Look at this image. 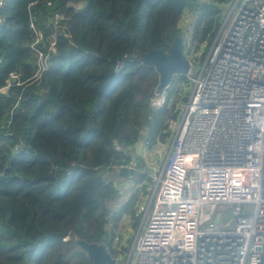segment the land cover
I'll use <instances>...</instances> for the list:
<instances>
[{
  "label": "trees",
  "instance_id": "1",
  "mask_svg": "<svg viewBox=\"0 0 264 264\" xmlns=\"http://www.w3.org/2000/svg\"><path fill=\"white\" fill-rule=\"evenodd\" d=\"M230 1L3 0L0 264H91L75 239L128 257L110 225L108 202L124 180L111 172L134 160L129 178L149 181L134 146L168 145L191 90L185 75H174L165 104L151 109L159 74L141 59L150 50L166 54L182 36L186 60L202 65ZM186 12L195 19L188 33L179 25ZM36 33L42 40L34 45ZM138 197L130 196L121 214L129 215Z\"/></svg>",
  "mask_w": 264,
  "mask_h": 264
},
{
  "label": "built area",
  "instance_id": "2",
  "mask_svg": "<svg viewBox=\"0 0 264 264\" xmlns=\"http://www.w3.org/2000/svg\"><path fill=\"white\" fill-rule=\"evenodd\" d=\"M54 18L55 24L61 19ZM41 40L36 33L34 45ZM49 50L54 52L53 42ZM38 59L43 66L41 51ZM186 76L191 90L171 125L170 145L151 148L158 155L167 149V154L126 264H261L264 0L228 2L200 71L190 65ZM10 86L7 82L4 89ZM165 102L162 90L150 108L160 109ZM142 148L148 157L150 148L146 143ZM134 165L132 160L126 167ZM221 206L231 207L225 221L216 216Z\"/></svg>",
  "mask_w": 264,
  "mask_h": 264
},
{
  "label": "rangeland",
  "instance_id": "3",
  "mask_svg": "<svg viewBox=\"0 0 264 264\" xmlns=\"http://www.w3.org/2000/svg\"><path fill=\"white\" fill-rule=\"evenodd\" d=\"M194 21H195L194 17L190 13L186 12L182 16L181 22L179 24L182 31L188 33L189 29H191L190 27L194 25ZM201 66L202 65H194V68L193 67L192 68L195 70V73H197L200 71ZM195 76L196 74L194 75V77ZM169 145L170 143H168V145H165V148L169 147ZM148 152L150 154L148 157L147 155H143L142 157L145 159L146 161L145 163L147 166L145 178L146 179L149 178V181L140 184V183H135L130 178H125L124 180H120L121 182H119L120 185L118 188L119 191L118 196L114 200L108 202V206L111 212L109 217L110 225L111 226L117 225L114 228V233L116 236L114 239L115 244L117 246L116 248L118 249L129 248V252L133 238L136 235L140 223L142 222L143 216L146 219L149 214L150 211L149 202L152 199V195H154L155 187L157 185L156 181L154 180L155 175L157 177L162 170L167 154V149H165L159 155L154 154L151 149H149ZM141 186L143 187L145 186L144 189ZM136 192L139 193V197L136 203L132 206L129 215L121 214L120 207L123 204H125L130 198V196H132ZM230 209H231L230 206H221V208L216 213V216L218 217L219 221H225L227 218H229ZM115 213L117 219L114 217ZM65 240H67V238ZM127 259L128 257L126 259H123V257L117 258L116 264H126Z\"/></svg>",
  "mask_w": 264,
  "mask_h": 264
},
{
  "label": "water",
  "instance_id": "4",
  "mask_svg": "<svg viewBox=\"0 0 264 264\" xmlns=\"http://www.w3.org/2000/svg\"><path fill=\"white\" fill-rule=\"evenodd\" d=\"M141 61L143 64L153 66L159 74L156 93H160L169 85L172 76L186 75L190 68V63L183 55L182 36H178L174 39L166 54L160 50H150L145 54ZM141 151L142 143L138 142L134 146V154L140 156ZM108 171H111V169ZM111 174L113 177L125 179L134 176L135 169L124 166L118 170H113ZM144 219L145 217L143 216L137 232L142 226ZM74 243L80 251L86 254V257L91 264H116V259L108 253L106 247L102 243H88L81 239H75Z\"/></svg>",
  "mask_w": 264,
  "mask_h": 264
},
{
  "label": "crops",
  "instance_id": "5",
  "mask_svg": "<svg viewBox=\"0 0 264 264\" xmlns=\"http://www.w3.org/2000/svg\"><path fill=\"white\" fill-rule=\"evenodd\" d=\"M143 154H144V151H143V148H142V151H141V155L140 156H143Z\"/></svg>",
  "mask_w": 264,
  "mask_h": 264
}]
</instances>
